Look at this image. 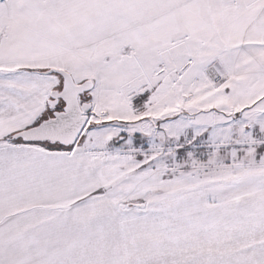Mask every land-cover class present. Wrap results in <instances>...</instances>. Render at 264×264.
Instances as JSON below:
<instances>
[{"label":"snow or ice","instance_id":"snow-or-ice-1","mask_svg":"<svg viewBox=\"0 0 264 264\" xmlns=\"http://www.w3.org/2000/svg\"><path fill=\"white\" fill-rule=\"evenodd\" d=\"M0 264H264V0H0Z\"/></svg>","mask_w":264,"mask_h":264}]
</instances>
